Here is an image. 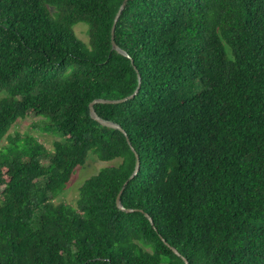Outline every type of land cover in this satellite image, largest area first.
I'll list each match as a JSON object with an SVG mask.
<instances>
[{"label":"trees","instance_id":"16d2710c","mask_svg":"<svg viewBox=\"0 0 264 264\" xmlns=\"http://www.w3.org/2000/svg\"><path fill=\"white\" fill-rule=\"evenodd\" d=\"M122 1L0 0V264H264V0Z\"/></svg>","mask_w":264,"mask_h":264},{"label":"rangeland","instance_id":"374dc122","mask_svg":"<svg viewBox=\"0 0 264 264\" xmlns=\"http://www.w3.org/2000/svg\"><path fill=\"white\" fill-rule=\"evenodd\" d=\"M73 28L78 38L84 42L88 41V36L86 33L87 25L85 23H76ZM3 95L4 92H0V97ZM26 134L36 137L48 148L52 146L54 140L59 139V136L43 131V122L41 121L40 116H37L34 113H28L25 117L18 118L7 132V135H10L11 137L17 135L19 138L24 137ZM7 142V137H4L0 143V146L7 144ZM42 162L46 163V159H42ZM115 163H117V160L108 162L102 161L98 159L95 154L89 152L85 163L75 168L66 186L59 194L52 197V201L54 203L66 202L69 204H75L78 196V187L80 184L86 178L92 174H95L103 166Z\"/></svg>","mask_w":264,"mask_h":264},{"label":"water","instance_id":"95a60500","mask_svg":"<svg viewBox=\"0 0 264 264\" xmlns=\"http://www.w3.org/2000/svg\"><path fill=\"white\" fill-rule=\"evenodd\" d=\"M126 1L127 0H123L115 14V17H114V20H113V24H112V27H111V45H112V49L115 50L117 53L119 54H122L124 55L125 57H129V54L127 53L126 50L122 49L115 41L114 39V30H115V24L122 12V10L124 9L125 7V4H126ZM138 78H139V75H138ZM140 79V78H139ZM138 91V86L137 88L134 90V92L128 96H125V97H122V98H117V99H103V98H96L94 100H92L88 107H89V114L90 116L96 120L97 122H99L101 125H104V126H107V127H111V128H115V129H119L120 131H122L124 134H125V131L124 129L121 128V126L113 121H110V120H106V119H103L101 118L100 116L97 115V113L95 112V109H94V104L95 103H120V102H123L127 99H130L131 97H133L134 94H136ZM128 143L130 144V141L128 140ZM133 150V148H132ZM135 166H134V170L132 172V174L130 175L129 178H132L139 170V158H138V155L137 153H135ZM122 190V189H121ZM121 190L119 192V194L117 195L116 197V205L119 209H124L123 205L121 204V201H120V193H121ZM126 210H130V209H126ZM149 220L151 221L152 223V220L150 217H148ZM171 249L177 254V255H180V253L177 251V249L173 246H170ZM183 260L185 262V264H188L187 262V259L185 257H183Z\"/></svg>","mask_w":264,"mask_h":264}]
</instances>
